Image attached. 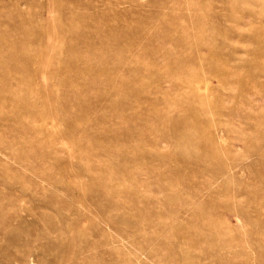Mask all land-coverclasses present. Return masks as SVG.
Returning a JSON list of instances; mask_svg holds the SVG:
<instances>
[{"label": "rangeland", "instance_id": "rangeland-1", "mask_svg": "<svg viewBox=\"0 0 264 264\" xmlns=\"http://www.w3.org/2000/svg\"><path fill=\"white\" fill-rule=\"evenodd\" d=\"M263 36L264 0H0V264H264Z\"/></svg>", "mask_w": 264, "mask_h": 264}, {"label": "bare ground", "instance_id": "bare-ground-1", "mask_svg": "<svg viewBox=\"0 0 264 264\" xmlns=\"http://www.w3.org/2000/svg\"><path fill=\"white\" fill-rule=\"evenodd\" d=\"M61 15V14H60ZM11 19V18H10ZM59 19H60V17H59ZM78 23V22H77ZM63 24V23H62ZM57 27V26H56ZM13 29V28H12ZM82 31V30H81ZM57 32V31H56ZM61 32H62V30H61ZM75 32V31H74ZM75 34V33H74ZM218 35V34H217ZM261 35V34H260ZM15 36V35H14ZM264 37V36H263ZM75 38V37H74ZM115 38V37H114ZM5 39H7V38H5ZM61 39H63V38H61ZM66 39V38H65ZM80 40V39H79ZM64 46H65V44H64ZM88 46H89V44H88ZM80 47V46H79ZM216 51V50H215ZM54 53V52H53ZM77 54V53H76ZM81 54V53H80ZM52 56V55H51ZM60 56V55H59ZM65 56V55H64ZM59 63V62H58ZM189 63V62H188ZM62 64V63H61ZM183 67V66H182ZM108 70V69H107ZM187 74V73H186ZM184 75V74H183ZM200 75V74H199ZM186 77V76H185ZM193 77V76H192ZM69 82V81H68ZM200 82V81H199ZM70 84V83H69ZM127 85V84H126ZM66 86V85H65ZM75 87V86H74ZM194 88V87H193ZM69 89V88H68ZM195 91V90H194ZM175 100V99H174ZM2 101V100H1ZM203 105H205V104H203ZM34 107V106H33ZM34 111V110H33ZM70 121V120H69ZM75 123V122H74ZM126 136V135H125ZM190 137V136H189ZM259 137V136H258ZM191 138H192V136H191ZM261 139V138H260ZM106 144V143H105ZM201 144V143H200ZM191 146V145H190ZM215 149H217V148H215ZM185 151V150H184ZM202 152H204V151H202ZM216 152V151H215ZM187 153H188V151H187ZM207 153V152H206ZM205 153V154H206ZM217 154V153H216ZM214 155V154H213ZM217 156H220V155H217ZM216 156V157H217ZM217 159H219V157L217 158ZM121 168H122V166H121ZM113 170V169H112ZM111 170V171H112ZM124 170V169H123ZM125 172V171H124ZM129 172V171H128ZM122 183V182H121ZM96 185V184H95ZM117 186V185H116ZM132 188V187H131ZM111 194V193H110ZM115 194V193H114ZM200 210V209H199ZM177 227V226H176ZM217 227V226H216ZM175 228V227H174ZM173 229V228H172ZM219 229V228H218ZM176 231H178V230H176ZM175 232V231H174ZM172 233V232H171ZM176 233V232H175ZM174 233V234H175ZM213 236V235H212ZM215 237V236H214ZM201 240V239H200ZM260 244V243H259ZM258 245V244H257ZM182 252V251H181ZM183 253V252H182ZM262 255H264V254H262ZM188 256V255H187ZM186 259H187V257H186Z\"/></svg>", "mask_w": 264, "mask_h": 264}]
</instances>
